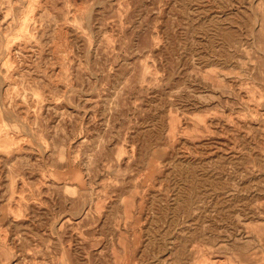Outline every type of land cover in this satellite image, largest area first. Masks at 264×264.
Wrapping results in <instances>:
<instances>
[{
  "label": "rangeland",
  "instance_id": "obj_1",
  "mask_svg": "<svg viewBox=\"0 0 264 264\" xmlns=\"http://www.w3.org/2000/svg\"><path fill=\"white\" fill-rule=\"evenodd\" d=\"M0 264H264V0H0Z\"/></svg>",
  "mask_w": 264,
  "mask_h": 264
}]
</instances>
